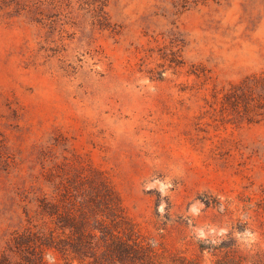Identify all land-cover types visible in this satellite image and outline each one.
I'll return each mask as SVG.
<instances>
[{"label": "rangeland", "instance_id": "374dc122", "mask_svg": "<svg viewBox=\"0 0 264 264\" xmlns=\"http://www.w3.org/2000/svg\"><path fill=\"white\" fill-rule=\"evenodd\" d=\"M105 187L175 264H264V0H0V256L79 264Z\"/></svg>", "mask_w": 264, "mask_h": 264}, {"label": "trees", "instance_id": "16d2710c", "mask_svg": "<svg viewBox=\"0 0 264 264\" xmlns=\"http://www.w3.org/2000/svg\"><path fill=\"white\" fill-rule=\"evenodd\" d=\"M104 6V3L101 7L98 4L96 8L102 11ZM39 206L43 214L58 215L55 203L41 201ZM78 212V218L68 211L58 216L62 232L59 235L52 232L48 237L50 244L64 255L70 254L71 260L79 264H175V260L166 259L120 228L124 218L115 211L112 195L106 187L92 197L88 210L80 208ZM44 229V225L40 226L38 233H43ZM34 233L30 231L28 236L19 240L21 246L29 244L30 240L27 243L25 239H30ZM20 243L17 240L16 244ZM8 258V254L3 252L0 264H10Z\"/></svg>", "mask_w": 264, "mask_h": 264}]
</instances>
